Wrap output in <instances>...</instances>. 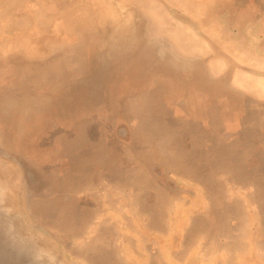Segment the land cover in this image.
<instances>
[{
  "label": "rangeland",
  "instance_id": "obj_1",
  "mask_svg": "<svg viewBox=\"0 0 264 264\" xmlns=\"http://www.w3.org/2000/svg\"><path fill=\"white\" fill-rule=\"evenodd\" d=\"M198 4L221 77L171 29ZM246 4L0 0V264H264V79L215 15Z\"/></svg>",
  "mask_w": 264,
  "mask_h": 264
},
{
  "label": "crops",
  "instance_id": "obj_2",
  "mask_svg": "<svg viewBox=\"0 0 264 264\" xmlns=\"http://www.w3.org/2000/svg\"><path fill=\"white\" fill-rule=\"evenodd\" d=\"M246 5L248 6V11L240 10L239 6L232 9L234 10L232 14H234L233 16H235L237 22L233 23L231 26L228 25L230 24L229 22L224 21V23L221 21L224 14L221 13V11H216L217 14H214L221 16L218 17L220 20L216 19L219 21L216 25L220 26L218 29H222L225 32V36L228 38L230 45H233L232 48L230 46V48L225 47L227 49L225 53H229L228 55L237 63L234 67V71L232 70V77L240 79L239 77L242 75L246 77L247 80L251 77H260L264 79V7L257 12L253 7V3L249 4V0H247ZM189 6L190 8L187 14L193 22L188 25L173 24L171 29L181 26L190 35H193L187 46L183 45L185 54L189 56H198L200 58H208L206 59L208 67L214 68L212 71L215 73V77H221L219 73L223 71V65L221 67L216 66V56L209 60L211 54L204 46H209V41L207 38L202 37L200 33H197V31H207V37L216 40H220L219 38H221L224 33L218 35L216 30L210 27L211 25L202 22L207 12H203L204 8L201 4H198V9H196V7H191V5ZM252 10L255 11L253 12ZM252 12L254 13V17H250ZM210 29L215 34L209 33ZM254 69L262 71V73L258 76L253 75L252 72ZM243 84H246V89H248L246 90V94L254 92V86L251 88L249 86V81L243 82Z\"/></svg>",
  "mask_w": 264,
  "mask_h": 264
}]
</instances>
